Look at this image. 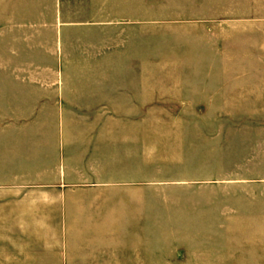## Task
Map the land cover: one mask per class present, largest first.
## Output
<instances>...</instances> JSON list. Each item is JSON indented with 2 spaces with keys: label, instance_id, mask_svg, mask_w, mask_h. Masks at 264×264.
<instances>
[{
  "label": "rangeland",
  "instance_id": "374dc122",
  "mask_svg": "<svg viewBox=\"0 0 264 264\" xmlns=\"http://www.w3.org/2000/svg\"><path fill=\"white\" fill-rule=\"evenodd\" d=\"M102 16L120 21L105 43L129 37L130 78L151 94L111 125L119 158L70 159L37 190L120 193V247L96 264H264V0H0V129L23 126V101L1 98L13 81L97 78L83 54Z\"/></svg>",
  "mask_w": 264,
  "mask_h": 264
},
{
  "label": "crops",
  "instance_id": "0c3cea01",
  "mask_svg": "<svg viewBox=\"0 0 264 264\" xmlns=\"http://www.w3.org/2000/svg\"><path fill=\"white\" fill-rule=\"evenodd\" d=\"M118 22L111 16L88 21L102 27L97 48L89 44L83 54L88 64L97 57L96 68H87L98 72L96 79L16 80V90L1 91V98L23 101L13 116L24 122L0 129V150L14 157L0 165V264H96L105 251L113 256L120 247L111 222L120 193L37 190L57 183V176L64 181L70 159L98 160L105 152L108 159L119 158L121 129L111 125L130 120L138 97L151 94V82L130 78L135 61L129 37L105 43L109 25ZM75 34L73 39H94L88 32ZM59 38L69 39L67 33ZM78 50L70 56L82 55ZM78 62L73 57L70 65ZM74 200L84 202L78 208ZM99 216L108 217L101 222Z\"/></svg>",
  "mask_w": 264,
  "mask_h": 264
}]
</instances>
